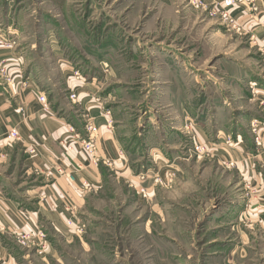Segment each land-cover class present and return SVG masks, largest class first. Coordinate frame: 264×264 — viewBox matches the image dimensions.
I'll use <instances>...</instances> for the list:
<instances>
[{"label":"crops","instance_id":"obj_1","mask_svg":"<svg viewBox=\"0 0 264 264\" xmlns=\"http://www.w3.org/2000/svg\"><path fill=\"white\" fill-rule=\"evenodd\" d=\"M8 4L3 0L2 8ZM257 5L264 15V0ZM231 12L249 32L243 39L252 53H244L245 61L225 55L233 66H225V74L217 72L221 81L209 83L219 97H210L208 109L202 73L186 65L184 53L163 50L151 56L158 58L147 92L152 108L135 117L122 101L116 103V92L105 91L106 80L97 83L82 75L76 80L73 71L63 66L56 96L29 66L20 44L10 50L0 46V70L14 77L10 86L0 79V151L5 154L0 159V263L31 264L36 258L44 264L48 260L64 264L59 240L65 246L78 245L83 257L101 264L109 250L102 238L106 224L92 219L101 216L93 202L114 182L131 191L133 203L147 208L124 212L135 213L130 230L137 237L128 247L135 256L115 251L112 264H135V258L144 264H264V157L256 156L248 131L251 120L264 119V108L253 101V96L264 98V25L252 22L244 5H235ZM13 34L17 32L2 28L0 42ZM170 59L175 66L168 64ZM46 78L50 80L48 74ZM70 94L77 96L76 101H70ZM42 95L48 110L38 101ZM218 117L227 123L215 125L210 133L208 120L219 121ZM87 123L95 130L97 165L89 163L79 140L68 130L84 139ZM187 125L190 133L184 129ZM11 129L17 130L18 142L2 139ZM225 137L232 139L233 148L223 145ZM188 145L215 146L217 151L209 159H185ZM31 149L34 155L29 154ZM224 160L234 162L235 168L223 167ZM54 165L72 174L48 179L44 173ZM169 169L176 174L172 187L156 185L155 174L164 179ZM223 169L232 177L221 181ZM140 174H146L143 181ZM227 181L234 189L225 197L215 196L217 185ZM84 184L92 190L84 191ZM67 207L76 209L74 218ZM68 220L83 224L85 233L76 236ZM38 232L46 236L45 252L17 244V234Z\"/></svg>","mask_w":264,"mask_h":264},{"label":"rangeland","instance_id":"obj_2","mask_svg":"<svg viewBox=\"0 0 264 264\" xmlns=\"http://www.w3.org/2000/svg\"><path fill=\"white\" fill-rule=\"evenodd\" d=\"M2 1L0 30L10 28L17 34L9 35L13 38H5L8 42L16 41L14 46L1 42L0 46L10 50L20 44L29 66L36 69L39 78L56 96H59L58 89L62 85L61 69L66 66L73 72L78 71L86 80L94 79L97 83L106 80L103 85L105 91L116 92V100L119 98L116 103L122 101L123 107H127L135 117L152 108L147 103L150 96L147 92L151 91L152 68L158 62V58L151 57L153 54L164 53L165 50V53H184L186 65L196 66L202 73L208 109L211 100L219 97V92L209 83L221 81L216 77L217 72L220 75L225 66H233L225 55L246 60L244 53H252L247 52L248 43L243 36L232 32L231 36L228 35L217 19L210 18L204 9L189 6V0H9L7 9L2 8ZM211 3L205 4L210 7ZM168 64L176 65L172 59ZM47 74L49 82L45 79ZM234 74L238 72L235 70ZM236 76L233 75L234 78ZM236 97L234 93V99ZM191 118L192 124L197 125ZM218 119L208 120L210 133L215 125L227 123L220 121L221 117ZM219 175L222 176L221 181L232 177L224 169ZM216 188L215 196L225 197L234 185L227 181ZM131 194L124 184L111 182L105 195L93 202L101 216L93 215L92 219H101L106 224L102 238L109 250L100 258L101 264H112L111 257L115 251L126 255L135 253L128 249L137 237V232L130 230L135 213L131 217L124 212L134 209L138 212L139 208L145 210L147 206L133 203ZM142 238L140 241H144L145 236ZM57 242L64 264H96L98 261L83 257L76 244L65 246L59 240ZM134 261L135 264H144L138 258ZM31 264L44 263L34 258ZM48 264L56 263L48 260Z\"/></svg>","mask_w":264,"mask_h":264},{"label":"built area","instance_id":"obj_3","mask_svg":"<svg viewBox=\"0 0 264 264\" xmlns=\"http://www.w3.org/2000/svg\"><path fill=\"white\" fill-rule=\"evenodd\" d=\"M189 6L196 8V9H204L209 12V17L217 19L221 25L226 31L232 32L236 34V36H247L250 35L249 32L245 29L243 25H241L232 15L231 8H233L235 5H244L248 9V17L249 19L254 23H260L261 25H264V15L261 14L260 8L257 5L256 0H212V3L210 7H207L205 3L202 2V0H189L188 2ZM1 43L5 44L6 46H14L15 42L10 41L8 42L5 38H1ZM0 79L1 82L5 86H10L13 82V76L11 73H6L2 69ZM72 77L76 80H79L81 78V74L78 71L73 72ZM70 101H76L77 96L75 94L69 95ZM253 100L257 103L258 107L264 108V98L258 99L253 96ZM38 101L43 107H45L46 110H48V104H47V98L45 95H42L38 98ZM185 131L191 132V125H187L184 127ZM70 133L73 134V138L79 140V143L81 145L82 151L86 154L88 161L91 165H97L98 163V157H97V151L95 146V135H94V128L92 124L87 123L85 125V130L87 133L86 138L81 139L75 132L74 129L69 128L68 129ZM248 130L251 135L254 147H255V153L256 156L260 155L264 157V119L262 120H251L248 124ZM2 139L7 143H15L20 140L19 134L16 129H11L8 131ZM223 145L227 148H233L235 144L233 143L232 139L230 137H225V139L222 140ZM63 144V143H62ZM215 147V146H214ZM209 148L204 145H193L192 147H189L185 151V159H190L192 157H200V158H211L216 153V148ZM29 154L34 155L35 152L33 149L28 151ZM5 154L0 151V159H4ZM109 166L112 163H107ZM221 165L228 169L235 168V163L232 161H221ZM264 168V165L261 166ZM39 174V173H38ZM71 172L66 171L59 165H54L53 167L46 170L44 173L45 177L51 180H55L57 178L71 175ZM140 179L143 181L146 177V174H140ZM176 177L175 170H167L165 172L164 179H161L160 177L154 176V183L156 185H159L164 188H171L174 179ZM84 191H90L92 190L91 187L88 185L83 186ZM66 212L69 214L70 218H74L76 209L74 207H67ZM67 225L72 227L73 232L76 236H82L85 233V226L83 224L74 223L72 220L67 221ZM16 241L17 244L25 249L30 248H36L40 251L45 252L48 247V242L46 241V236L40 232L37 234H26L21 233L16 235ZM0 264H17L15 262L10 261H2Z\"/></svg>","mask_w":264,"mask_h":264}]
</instances>
